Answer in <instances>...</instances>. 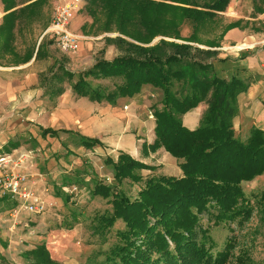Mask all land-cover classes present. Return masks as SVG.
<instances>
[{
    "label": "trees",
    "instance_id": "1",
    "mask_svg": "<svg viewBox=\"0 0 264 264\" xmlns=\"http://www.w3.org/2000/svg\"><path fill=\"white\" fill-rule=\"evenodd\" d=\"M230 2L84 0L90 15L105 14L125 38L111 40L120 51L113 59L101 58L77 74L64 71L73 92L110 104L134 98L144 89L158 95V102L150 106L155 140L148 148L151 152L164 149L177 160L182 174H157L155 166L126 152L107 157L105 165L111 166L113 179L93 177L90 198H101L105 208L96 210L91 219L96 240L89 242L92 249L82 264L252 263L249 248L240 245L236 231L244 229L255 213V194H247L244 185L264 174V130L253 127L242 139L234 128L237 98L251 82L223 76L218 65L231 59L201 50L191 44L192 36L184 39L181 34L185 24L196 30L209 17L225 12ZM158 35L186 43L160 40L148 45ZM89 78L110 83L94 87ZM201 103L205 110L199 126L191 130L183 117ZM60 132L72 133L42 130L51 136ZM77 144L90 149L100 141L79 135ZM69 189L58 194L65 205H71L59 228L72 229L80 217L88 219L83 211H74L77 204ZM257 213L264 220V191L258 197ZM219 227L227 232L221 244L212 233ZM24 258L27 264H62L51 257L45 242L27 251Z\"/></svg>",
    "mask_w": 264,
    "mask_h": 264
},
{
    "label": "crops",
    "instance_id": "2",
    "mask_svg": "<svg viewBox=\"0 0 264 264\" xmlns=\"http://www.w3.org/2000/svg\"><path fill=\"white\" fill-rule=\"evenodd\" d=\"M35 1L5 3L0 0V156L10 155L16 158L21 153L31 152L32 155L19 167L21 171L33 176L28 184L46 200H56L61 203L62 208H65L63 213L69 214L70 203L65 205L58 194L62 195L63 192L68 191L69 186L86 184L93 171L94 158L99 156L104 157L103 160L106 159V156L110 155L109 151L106 152L107 146L117 145V138L122 143L118 149L139 161L148 162L135 156V153H139L140 150L136 148L134 136L129 133L120 134L118 114L112 113L111 121L107 115L104 116L105 112L119 110L122 106L120 100L126 98L118 99L115 104H110L93 101L73 92L70 78L64 74V71L77 74V71L85 70L86 67L73 69L72 65L69 67L70 61L75 66L83 62L88 65L87 67H91L95 60L89 64V54L85 53L88 45L82 41L80 47L83 50H80L78 54L67 55L60 52L52 35L47 33L49 23L44 21L46 10L42 8L49 0ZM262 2L263 5L256 2L258 9H253L249 4L240 8L242 14L240 17L247 22L250 21L247 26L254 21L257 29L254 30L249 26L239 30L234 29L229 32L224 41V43L233 44L245 42L254 48L230 58V62L218 65L223 76H237L249 79L251 82L247 91L237 98L239 110L234 119L236 133L244 132V137L249 136L253 127L264 130V0ZM230 4L228 11L230 13L234 11L238 15L239 13L234 9L237 0H231ZM79 13L70 24L71 31L77 29V22H80L81 15ZM46 21L48 22V19ZM54 74H57L56 77H51ZM143 92L144 90L134 98L125 100L124 105L127 107L128 104H134L133 100L140 97ZM104 104L108 105V108H104ZM78 105L81 108L76 113L75 109ZM92 109L95 111L93 112ZM204 110L205 104L201 103L187 112L183 117L184 125L191 130L196 129ZM148 116L154 118L150 111ZM109 122L112 135L110 143L106 140ZM143 125L144 121L139 127L140 130ZM154 126L155 121H153L152 132ZM43 129L66 130L72 133L60 132L58 136L43 135ZM79 135L98 139L100 144L88 149L77 144ZM154 140L155 134L150 140L142 142L148 147ZM144 150L143 148L142 151ZM90 152L95 154L94 157L89 156ZM158 153L167 155L164 149H158L154 153L150 152L149 157H154ZM81 158L82 168H75V165H78L77 160ZM38 174H42L45 180H38L36 177ZM15 204L16 202L7 199L0 201L1 260L4 258L6 249L4 243L10 242V237L17 232L20 233V230L30 229L29 234L32 235L34 232L35 239L26 245L34 248L37 244L45 242L51 257L65 264L55 259L50 249L51 235L55 231H48L45 237L41 234L46 231L41 222L42 217L46 216L45 213L23 214L17 221L12 219L14 221L12 225L6 222L5 217ZM55 235L60 239L59 241H62L61 236L57 233ZM14 252L10 253V258L14 256ZM18 252L21 253L22 250ZM5 262L8 261L5 260Z\"/></svg>",
    "mask_w": 264,
    "mask_h": 264
},
{
    "label": "rangeland",
    "instance_id": "3",
    "mask_svg": "<svg viewBox=\"0 0 264 264\" xmlns=\"http://www.w3.org/2000/svg\"><path fill=\"white\" fill-rule=\"evenodd\" d=\"M58 0H49L47 3L44 4L42 10H46V13L44 16L46 17V20L48 19V22L44 21L48 24V27L52 21V17L54 14V9L57 4ZM235 2V1H234ZM256 2L260 5H263L262 0H237V4H235L234 9L239 13L238 15L236 12L231 11V13L228 11V9L217 15L216 17H209L206 19L201 27H199L196 30H193L191 25L185 24L183 27V30L181 32L182 37L184 39L189 38L192 36L195 39V42H190L193 46L198 47L201 50H209V51H216L219 55V57H225V58H233L237 55H241L247 50H251L254 47H251L249 44L245 42H239V43H230L225 42L226 36L229 34L230 31L234 29H243L249 27H253L254 30H256V23L253 21L252 24L247 26V23L250 21H245L244 18L240 17L242 14L240 13V8L242 6H246V4H249L253 9H258L256 6ZM231 3V2H230ZM231 5V4H230ZM182 6V5H181ZM184 7V6H183ZM229 7V6H228ZM262 10V8H261ZM260 10V11H261ZM81 14L79 16L80 22H77V29L73 31L74 33H77L82 36L81 41L87 43L88 49L85 51L86 54H89V64H91V61L95 60V62L101 58L103 59H113L114 57L120 55V51L115 43H113L111 40H115V42L118 39L125 38L124 35L120 34L116 31V23L114 20H109L108 16L101 13L97 16H92L88 11L85 9V3L83 6V9L79 13ZM170 13H165V16L170 17ZM42 18V16H41ZM43 20V18H42ZM47 27V28H48ZM48 33V32H47ZM49 34V33H48ZM129 40V38H126ZM160 40H166V41H173V42H179V43H186V41L183 40H177L174 38L166 37L164 35H158L156 36L152 42L148 45H153ZM218 44L215 47H211V45ZM58 49V48H57ZM60 50V49H58ZM82 51L83 49L80 47V49L77 52L74 53H64L67 55H76ZM60 52H62L60 50ZM63 53V52H62ZM70 60V59H69ZM78 63L76 66L70 61L69 67L73 69L77 68H83L89 69L90 67H87L88 65L82 64L79 65ZM88 64V63H87ZM78 72V71H77ZM92 85L96 87L97 85H107L110 83L108 80H95L92 78H89ZM120 100L121 108L117 111H110L105 112L104 116H108L109 121H111V114L114 115L117 113L120 121V134H132L136 140V148H139V153H135V156L146 160L149 164L155 166L157 168L156 172L157 174H165V175H172V176H180L182 174L180 168L177 165V160L172 157L169 153L165 155L163 153L162 155L158 153V155L152 157H149L150 150L148 147L143 150V145L146 144L145 140H150L151 136L154 135L152 132L153 127V121L155 119L150 118L149 111L150 106L153 103L158 102L159 96L153 95L149 89L145 90L140 95V97L133 100L134 104H128L127 107L124 105L125 100ZM139 99V100H138ZM81 107H76L75 111L76 113L79 112ZM104 108H108V105L104 104ZM94 112L95 109H92ZM144 121V125L139 129L141 123ZM109 128L107 130V137L106 140L111 141V123H108ZM244 132H238L237 135L244 139ZM110 138V139H109ZM143 141V142H142ZM142 143V144H141ZM117 145L111 144L107 146V151H109L110 155L107 157H116L119 155L120 152H123L122 150L118 149L119 146L122 144L119 141V138H117ZM141 144V146H140ZM151 145V144H150ZM149 145V146H150ZM141 147V148H140ZM146 151V152H145ZM157 151V150H156ZM153 151L152 153L156 152ZM95 155L94 153L90 152L89 156L92 157ZM94 157V156H93ZM104 157L96 156L94 158V161L92 163V174L89 181L86 184H76L72 186L69 190H73L76 188L75 191H73L72 200L74 203L76 202L77 207H73L74 211L79 213L80 211L84 212V217H88V219L81 218V222L76 224L74 226V229L72 230H65L62 231L63 227H60V224L69 216L67 213H63L65 208H62L61 203H58L56 200L55 206L53 208H50L47 213H45V217L43 216L41 219L42 224H44V227L46 229L45 232L41 233L44 234V237L47 236V232L55 231L54 234L51 235L50 239V249L52 251V255L55 259L63 261L65 264H82L87 262V257L91 252L92 244H89V242H94L96 239H93V227L90 224L91 219L95 213L96 210H104L105 208V202L99 197L90 198V190L92 189V180L94 176L99 177L100 179L109 180L112 181L113 179V173L109 169L111 168L110 165H107L108 168L105 165V159ZM78 165H75V168H82V158L77 160ZM147 163V164H148ZM74 167V166H73ZM149 173L148 170L143 171L144 175H147ZM108 181V182H109ZM78 188V189H77ZM245 192L248 194L250 192H253L255 194L254 197H252V203L255 206V213L252 216L251 220L247 223L246 227L242 230H237L236 234L240 238V245H246L249 248L250 255L252 257V263L251 264H264V220H260L258 211V197L259 195L264 191V174L260 177H257L254 181L247 183L244 185ZM42 197V196H41ZM46 199V198H45ZM3 200L0 198V201ZM5 200V199H4ZM54 211V212H52ZM51 213V214H50ZM9 214L7 217H5V220L7 223L12 225L14 221L9 218ZM21 218V217H20ZM46 220H45V219ZM44 220V221H43ZM13 222V223H12ZM43 226V225H42ZM94 226V225H93ZM95 227V226H94ZM44 229V228H43ZM60 229V230H56ZM31 232L30 229L20 230V233H15L10 237L11 241L4 243L5 246V254L3 260H1L0 256V264H26L24 255L27 251L31 250V246H27L26 244L32 243L33 239H35V233L33 232L32 235L29 233ZM38 233V231H37ZM58 234L62 237V241H59L60 239L55 235ZM215 239L221 244L226 235L227 232L223 228L214 229L212 231ZM59 239V240H58ZM30 241V242H29ZM2 244V243H1ZM3 246V244H2ZM15 249V250H13ZM22 252H18L21 251ZM14 252V256L10 258V253ZM1 253V252H0ZM5 260L8 262L6 263Z\"/></svg>",
    "mask_w": 264,
    "mask_h": 264
},
{
    "label": "built area",
    "instance_id": "4",
    "mask_svg": "<svg viewBox=\"0 0 264 264\" xmlns=\"http://www.w3.org/2000/svg\"><path fill=\"white\" fill-rule=\"evenodd\" d=\"M84 6V0H58L52 21L47 32L52 35L55 43L63 53H74L80 49L82 36L70 29V24ZM151 116H153L151 114ZM32 154L25 152L16 158L10 155L0 156V198L16 202L10 210L11 219H17L23 214H44L55 206L54 201L41 197L28 184L33 178L19 169L20 165ZM38 180H45L42 174L36 175ZM74 188L72 191H75ZM48 192V190H47Z\"/></svg>",
    "mask_w": 264,
    "mask_h": 264
}]
</instances>
